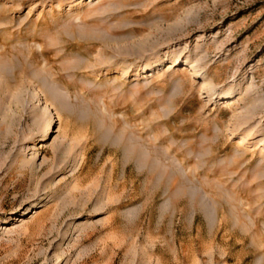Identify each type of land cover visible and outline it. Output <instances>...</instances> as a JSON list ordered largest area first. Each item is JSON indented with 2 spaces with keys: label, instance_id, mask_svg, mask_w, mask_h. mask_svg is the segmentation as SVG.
Returning a JSON list of instances; mask_svg holds the SVG:
<instances>
[{
  "label": "rangeland",
  "instance_id": "obj_1",
  "mask_svg": "<svg viewBox=\"0 0 264 264\" xmlns=\"http://www.w3.org/2000/svg\"><path fill=\"white\" fill-rule=\"evenodd\" d=\"M0 264H264V0H0Z\"/></svg>",
  "mask_w": 264,
  "mask_h": 264
}]
</instances>
